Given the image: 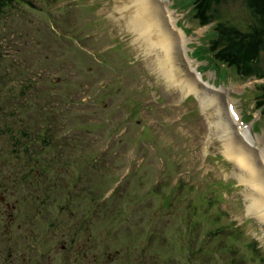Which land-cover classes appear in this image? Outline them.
Listing matches in <instances>:
<instances>
[{"label":"rangeland","instance_id":"374dc122","mask_svg":"<svg viewBox=\"0 0 264 264\" xmlns=\"http://www.w3.org/2000/svg\"><path fill=\"white\" fill-rule=\"evenodd\" d=\"M63 1L60 4H56V6H64ZM117 1L118 0H83L82 3L86 5H95L91 10L86 9L84 6L74 8L69 12L67 11L72 6L48 8L51 10L50 13L67 12L62 15L55 14L52 18L54 21L69 19L72 26L67 33H72L83 41L82 45L84 50L82 51L71 52L62 50L57 52L63 57H70L71 60L73 59V61L81 66L83 72L88 73L86 75L79 71V69L73 68L74 70L72 69L70 73L71 84L66 88H89L90 105L88 108L94 111L100 110L97 114V120L98 117L100 119H107V134L109 130H111L114 135L117 134L115 135L117 140L114 149L119 152H124L125 149H123L118 142L121 143L124 140H128L130 137L134 139L133 141H135L136 145L132 146L129 151L139 150L138 155L135 157V162L131 163L130 157H120L118 160L121 163L118 166L115 165L103 169V181L105 185L113 188L120 184L119 188H122L124 193H126L125 196L123 195V199L127 202L117 205L116 208L118 212H130V203L132 202L141 205V207L138 206L136 210L132 212L139 213L143 220L146 218V215L150 213H152L153 217H157L162 213L163 215L161 218L163 219V225L162 222H159L154 226V231L158 233V235L155 236L156 242L159 243V236L162 237L165 234L170 238L168 231L170 230L171 235H173L174 228L171 229V226L175 224L181 226L182 230H184L183 234L176 236L179 241L186 246L185 232H192L195 223H197L200 228L203 226L201 220H197L195 217H188L191 216V211H189V207L185 205L184 195H186L192 183L196 182L198 184V191L197 193L195 191L190 193L189 201H191V203L195 201L204 203L208 197L210 198L213 196L214 201L222 203V198L218 192H215V194L211 196L209 194L213 192L211 188L215 190L218 189V183H212L210 178L216 179L222 177L223 179H229L230 176L228 173L232 171V169L228 167L225 169L228 173L225 174L224 170H222L223 165H219V161L215 163V159L213 158V156H216V158L218 156L219 160L227 161V158L223 155L222 140L226 139L225 137L228 139V137L231 138L234 136L237 140L230 139L231 143L233 142L236 146H247L251 154L255 155V157L257 156L256 158H259V161H261L260 155L262 156V153L264 154V111H261L259 108L255 110L252 109V103H254L255 97V86L259 83L261 85L264 82V44L259 46L260 48L257 50L256 58L248 62V66L255 71L254 74L256 76H250L251 78L244 77L246 79L238 78L237 76H235V78L232 77L231 79L233 81H237L236 84L233 83L232 80H227L229 74L234 75L235 73L233 70L228 69L230 67H226V69H221V72L216 76L217 79L214 77V80H211L213 84L218 86L217 88L225 85V90L213 89L207 84L196 86L197 90L199 88L200 93L197 97L198 99L201 97V102L199 104L200 113H198L197 109L192 111L195 108L193 100L186 103V99L189 98L191 94L179 97L177 91L173 90L168 92L164 91V89L161 90V93L160 91L157 93L158 88H166L163 79L157 78L152 74L154 72L147 67L143 55L137 52L135 48L130 47L129 33L123 26H120L109 16L113 12L112 10L120 9L123 5H125V7L123 6L125 9L131 10L133 8V5L130 4L129 1H125L124 4L116 3ZM190 1L191 0H174L172 8L178 10V12L185 13L186 19L190 22V27L184 26L179 22L177 23L178 27L181 28L186 35V39H189L188 42L191 41V43H188L192 49L189 54L190 57L195 59L197 63L203 62L201 65H198L200 72L210 68H205L208 63L211 65H213V63L210 61L206 52V39L209 36V26L198 28L197 21L194 18V15H197L199 11L201 13L202 25L206 22V15H212L210 17L220 25L219 34L221 36L217 42L218 45L222 44L221 42L223 39H226L229 43L234 42L231 41V39L235 40L239 38L243 43H248L256 39L257 31L254 29L255 22H247L250 16H254L253 13L255 11L254 5L249 3L250 1L209 0L206 4L207 12L202 9L199 10L196 7L192 8L193 6H191V3H188ZM34 2H36V9L38 12L31 11L27 7L19 4L10 7L8 12H19L43 26L45 21H47L43 9L47 8L46 3L51 2V0H34ZM165 2L164 4L167 6L168 10L171 11V0H165ZM75 5H80V1L77 0ZM97 5H101L100 9H97ZM139 11L140 10L136 11L134 16L129 18V20L121 22L124 27L136 36V40L144 49L147 60L153 70L155 66V57L161 54L160 51L162 47L159 48V44H154L156 37L152 29H148L147 33L143 34L140 20L136 18ZM116 16L118 15L116 14ZM180 16L181 15L172 12L173 20L178 19ZM101 19H103L104 22H101ZM54 21L49 19L52 29L55 25ZM61 29L62 28H60V30ZM60 36L64 37L61 34ZM145 37L152 39V42L146 43ZM117 38H121L122 41ZM63 40L65 42L62 48L70 47L71 42L68 39ZM111 40L113 43L112 46H110L107 51H104L109 47ZM9 42L10 44L16 43L15 40ZM32 42L33 44L30 47L37 48L41 46L39 38H33ZM230 48L232 47H228V49ZM96 53L97 55H95ZM210 56L213 60H220L217 54H211ZM100 58L102 61L100 60L99 63ZM27 60L29 62L32 61L30 58ZM185 61L188 66L191 65L194 67L193 71L197 72L195 70L196 62ZM179 63H181L180 67L182 71L186 73L187 65L182 62L180 57L178 58V64ZM69 67L72 68L71 66ZM189 68L192 71V68ZM246 71L248 72V70ZM12 75L14 76L15 74ZM203 75L204 77L206 76L207 80L213 79V74L209 72H205ZM181 76L186 77L184 73H181ZM86 77L88 80H86ZM19 86L25 90L23 101L34 99V94L29 91V88H25L27 87L26 81L20 83ZM56 87L61 88L60 86ZM243 88L247 90L244 91ZM259 88H264V85ZM44 91L45 88H37L38 96L42 95ZM16 92L17 88H15L14 93L15 101L17 97ZM159 96H163V98L159 100ZM213 100L214 103L211 104ZM202 102H207L211 106L202 109L200 107V105L202 106ZM220 103L223 105V108L219 118L216 116L218 115ZM139 104L141 105L139 106ZM87 105L85 104L83 106L86 107ZM229 105H233L239 115L241 114L240 110L244 109V113L241 114V117L243 116V121L244 115L246 117L251 112L246 124L242 125L239 121L240 118L236 119L232 114L230 115L228 110ZM248 108L250 110H248ZM220 119L228 122L230 127V129H228L229 134H226L225 131L217 130L220 132L218 133L215 131V133L211 134L208 141H206L207 121L217 122ZM256 121L258 123L253 124V122ZM140 123H145L146 126L148 124L150 130L143 124L139 125ZM162 123H168V125H161ZM251 123L253 124L252 132L255 134L250 131ZM243 129H247L248 135H240L238 133ZM124 132L129 136L119 141ZM9 136L10 138L6 139L5 150L10 149L12 146L10 133ZM136 138L140 139L138 140ZM141 142H143L142 146L138 145ZM2 149L3 148L0 147V151ZM261 163H264L263 160ZM178 164L179 166H177ZM0 168L6 171L3 176V181L0 183V191L3 189L6 190L8 185L10 187L8 190L9 194L4 197L7 201H10L12 196L10 195L11 183L8 182L9 178L7 180L5 179L9 174L11 175L10 166L7 164L2 165ZM258 173L260 175V172ZM191 175H194V177ZM157 177H159V180L156 189H151L153 195L150 194L148 188L142 190L141 194L128 191L130 188L128 185L136 186L139 183L144 187H152L156 183ZM163 177L170 180V185H166L167 190L163 189V184L161 186L159 185ZM262 177L264 178V175ZM222 178H219V180L223 181ZM183 183H188V187ZM175 184H183L184 187L176 190ZM245 186L247 190H249L247 193L250 198V209L247 213L254 215L255 228L259 230L261 234H264V225L257 223V220L264 223V204H258L259 199L256 198V193L253 191L254 186L248 184ZM230 188L231 186H227L223 190L224 192L228 191V193H230ZM260 197L264 199V196ZM230 199L231 198L228 199V202ZM116 200L119 201V198L117 197ZM175 200L177 201L175 203L176 206H171L170 203L173 204ZM197 203H195V206ZM213 206L212 204L211 209ZM226 208L230 213H233L236 206L232 202L231 205L226 206ZM54 212H57V207L54 208ZM60 214L61 211L56 213L55 217H58ZM225 216L226 214L221 215L223 219H225ZM9 219V212L0 205V251H2L0 264H4L5 261V264H19L17 261L11 263L12 258L15 256V251L18 249L17 247L20 246V242L16 240L13 244H8L9 240L19 237V234L15 233V222H11ZM139 223L142 222L139 221ZM2 227H4L5 233L2 232ZM209 228L205 230L199 229L201 232V243ZM212 228L214 229L215 227ZM182 230L178 228L177 232H183ZM241 230V228H231L234 234L240 233ZM243 233L245 237H252L249 227L243 228ZM143 237L145 238V236ZM258 239L260 240V238ZM139 243L142 244L141 242ZM212 243L213 245L221 243L226 246L234 245L236 247L242 244L241 241H232V238L224 237L223 231L214 237ZM153 245H155L154 242ZM47 248V246L41 247L45 255L50 256V260L48 261H46L45 257H40L41 261L45 264H81L80 254L77 250H73L72 253L65 250L54 252V250L47 251ZM262 249H264V244L262 245ZM212 253L214 254H210L209 250H203V257H199L198 264H224L218 253ZM9 254H11V256L8 257ZM16 254L28 255L25 251ZM161 254V262L187 264V256H184L183 252H178L176 248L166 242H164ZM206 259H209V261H206ZM229 261L230 258L227 259V262ZM25 262L33 263V260L28 258ZM112 262H114V264H122L121 262L117 263L115 259H113V261H108V263ZM241 264H250V262L248 259H245Z\"/></svg>","mask_w":264,"mask_h":264},{"label":"trees","instance_id":"16d2710c","mask_svg":"<svg viewBox=\"0 0 264 264\" xmlns=\"http://www.w3.org/2000/svg\"><path fill=\"white\" fill-rule=\"evenodd\" d=\"M4 1L5 0H0V81L4 85L3 88H9L4 80L6 73L4 71V67L2 66V62L4 61V58L8 53V49H7L8 43L7 40L5 39V26L7 22V13L9 12L4 11L7 7L6 8L2 7V3H4ZM19 1L20 0H16L17 3H19ZM246 1H250L249 3L253 4L255 7V11L253 13L254 16H250L247 22L249 23L255 22L254 29L257 31L256 39L248 43L246 42L243 43L239 38L235 40L231 39V41H234L233 43H229L226 39H223L221 42L223 45V49L221 51H218V53L216 54L217 56L219 55L220 61H222L224 64L228 66L235 67L238 73L252 74L255 71L248 66V62H251L256 58L257 50L260 48L259 46L264 44V0H246ZM208 2L209 0H195L194 6L199 10L202 9L205 12H207L208 10H206L207 8L206 4ZM7 5L11 6L10 0H7ZM28 5L33 7V3H29ZM199 15H200V11H199ZM211 20L212 17H207L206 15V22H209ZM218 26L219 24H217L216 26L215 38L212 39L210 43V46H213L212 47L213 50L215 49V47L218 46L217 42L221 36L219 34L220 26L219 27ZM228 47H232V48L228 49ZM246 70H248V72ZM261 87H263V85ZM259 89L263 100L262 104H264V88H259ZM37 97L40 101H42V103L39 105L33 103H27L24 101H14L13 99H10L9 93L7 91L0 90V129L8 125L9 126L18 125L24 129L29 128L31 131L32 128L31 126L33 125L32 124L33 121H30L28 119L29 113L30 111L37 109H40L41 111L39 119L35 120L40 123V124L39 123L35 124V128L38 130L39 132L38 134L41 136L37 138V140H35L34 138L28 139L25 141V143L23 139L21 140V145L23 148H25V146L31 145V151H35V152H26L25 149H22L17 153L14 152L13 155H11L10 152L5 154L6 140L2 138L1 130H0V147L3 148L0 151V167L2 165L9 164V166L13 170H16L17 173L20 170V168H22L21 170L22 171L24 170L25 173H28L29 172L28 170L30 169H34L35 171L38 172V173H34L30 179H27L24 176L23 178L24 181L27 183L29 182L30 183L29 185L24 184L23 182L22 183L19 182L21 189L19 191L20 196H24L28 192H30L31 194H35L36 190L34 189V187H38L41 181L42 182L47 181L45 178H42L43 175H47L51 177L47 182L45 188H49L51 186L53 179L52 173L55 171V166L57 165V163L54 161L52 157L50 160L44 158L43 152L51 150L57 140H65V138H62L58 135L59 128H56L54 127V125H52L55 122V118L57 117L58 114L56 113L55 110L49 109L50 98L49 97L41 98L40 96H38V94ZM70 101L71 99L68 98L67 103H69ZM72 108L74 109L73 105ZM69 115L72 118V122L67 128L68 134L77 136L83 132L85 133L86 130L81 129V124L79 123V120L83 116V112L81 110H77V112H73L72 114ZM56 130H58V132H56ZM3 168H0V178H1L0 183H2L3 176L6 173V171ZM63 177H65L64 180H66L67 182H70L72 180V176L70 175L69 172H65L63 174ZM57 185L59 186V188H55V192L58 196H61L63 198L64 196L68 195V192L65 189L66 186H63L64 185L63 183H58ZM76 193L77 192H73L69 194H76ZM207 202L210 203V201ZM18 209L20 211V206L17 207V211ZM121 243L122 240L117 238L116 245L119 247L120 253L124 251V253H122L124 255L120 259H123L126 256L131 257L132 260L134 258H137V255H126L125 253L127 249H125ZM242 244L245 247H248V252L252 251L253 253L251 254L252 255L255 254L257 256V254L251 248L252 247L251 242L249 243L242 242ZM219 251L222 252L223 248H220ZM260 260H263V257H260ZM115 261H118L117 258L115 259ZM108 264H114V262ZM234 264H241L240 258L238 261H235Z\"/></svg>","mask_w":264,"mask_h":264},{"label":"bare ground","instance_id":"6f19581e","mask_svg":"<svg viewBox=\"0 0 264 264\" xmlns=\"http://www.w3.org/2000/svg\"><path fill=\"white\" fill-rule=\"evenodd\" d=\"M125 1H129L130 4L133 5V8L131 10L125 9L124 8L125 5H123L124 7L121 5L122 8L120 6H119L120 9L115 8L116 10H112L113 12L109 16L116 18L117 22L127 21L129 20V18H132L134 16L136 11L140 10L139 13L136 15V18H139L140 20V24L143 29V34H146L148 29H152L156 37L154 40L155 42L154 44H159V48L162 47L160 51L161 54L155 57V66L152 70L147 60L146 53L144 49L142 48V46L140 45V43L136 40V36L131 31H129L126 27H124L130 32V35L132 36V39H133L132 44L135 46V48L139 49V51L144 53L145 63L147 67L151 71L159 75L165 81V84L169 87L167 89L178 90L180 95L181 94L185 95V94H189L193 92L195 90L194 85L190 84V81H188L186 78L181 76V73H184L185 75V72H183L180 69L179 65H176L177 53H179V51L182 50L181 53L183 57L186 59V55H185L186 49L185 47H182V48L180 47V43L182 39L181 35L179 33L178 35L172 34L174 37H176L175 39L169 35V32L167 31L165 27L167 26V22H168L169 28L175 29L173 24L169 23L168 19L170 18L171 15H169L168 17V11L164 4L165 0H118L116 3L124 4ZM162 4L164 5V8ZM116 14L118 16H116ZM145 40H146V43L152 42L151 41L152 39L147 38V37H145ZM207 107L208 106H206V108ZM218 115H221V113H218ZM206 128H207V133L205 134L207 137L206 141H208V139L211 137V134L215 133V131L217 130L225 131L226 134H229L228 129H230L228 122L225 120H219L217 122H212L209 120L206 123ZM220 131H217V132L219 133ZM238 133L240 135H246V132L244 129L240 130ZM225 138L226 139L222 140L223 155L233 165V169L229 173V176L235 179L238 184L243 185L245 187L241 191L240 195L243 200L242 202H243V208H244L245 214L250 215L249 213H247L248 210L250 209V206H249L250 198H249V194L247 193L249 190H247L245 185L248 184V185L254 186L253 191L256 193V198L259 199L258 204L263 205L264 199H262L260 196H264V187H263L264 178L262 177L264 175V163H261L262 160L264 162V154L262 153V156L260 155L261 161H259V158H256L257 156L255 157V155H252L249 148L245 146L244 144L243 145L245 147L242 145L236 146L233 142L231 143V140H237L235 139L234 136H232L231 138L228 137V139L227 137ZM11 155H13V153ZM9 169L11 172V175L9 174L11 179H13L14 177H17L18 179L19 175L24 178L25 171H22L21 170L22 168H20L18 173L16 171L13 172L11 167ZM258 172H260V175ZM163 189L167 190L165 183L163 184ZM212 204L215 205L216 201H212ZM0 205L4 207L5 210L7 209V212H9V214L13 215L12 217H10V219H12L11 221L17 223L19 220L17 217V213L22 212V211H19V209L17 211V207L20 206V210L21 209L24 210L21 207L19 201H17L16 199H13L12 197L10 201H7L4 196H0ZM170 205L176 206L175 204H172V203H170ZM59 211L61 210H57L56 213H58ZM173 228H174V234L171 235V232L169 230L168 232H169L170 238H166L164 241H159V243L156 242V239H155L156 234L154 236H151L148 239L144 238L141 242L142 244L138 245V249H141V253H139L138 255H146L147 257L152 258L155 264H158V263L170 264V263L160 261V259H162L161 251L163 249V246L161 245L164 242H166L167 244H170L171 246L176 248L178 252H183L184 256L198 255L202 258L203 255H201L199 252L189 249L187 246L183 245L182 242H180L179 239L177 238L176 235H180L184 233V230H182L181 226H177L173 224L171 226V229ZM178 228H180L183 232H177ZM16 229H17V226H16ZM217 229H219L218 226H217ZM2 232L5 233L4 227H2ZM148 241H150L152 244H147ZM153 242L155 243V245H153ZM239 247L246 249V252L241 253L239 256L241 262H244L245 259H248L250 264H257L260 261V258L258 256L252 255L248 252V247H245L243 244H241V246ZM134 249H135V246H132L130 249L126 251L125 254L135 255L134 252H132V250ZM209 253L214 254L210 251ZM138 255H137V258H139ZM187 264H192L188 260V258H187ZM230 264H234V263L230 261Z\"/></svg>","mask_w":264,"mask_h":264},{"label":"flooded vegetation","instance_id":"af4514ba","mask_svg":"<svg viewBox=\"0 0 264 264\" xmlns=\"http://www.w3.org/2000/svg\"><path fill=\"white\" fill-rule=\"evenodd\" d=\"M55 214L17 213L19 220L15 223L17 226L15 233H18L19 237L9 240L8 244H13L18 240L20 246L17 247L11 263L17 261L19 264H45L40 257H45L46 261L50 260V256L45 255L41 249L46 246L48 247L47 251L54 250V252L65 250L72 253L73 250H77L80 254L81 264L107 263L104 248L91 244L92 220L89 213L62 212L58 217H55ZM9 216L13 215L9 214ZM21 251L27 252L28 255L16 254ZM1 253L2 251H0V258ZM28 258H31L33 263L25 262ZM118 262L122 264H155L152 258L146 255H139V258L133 260L126 256Z\"/></svg>","mask_w":264,"mask_h":264}]
</instances>
